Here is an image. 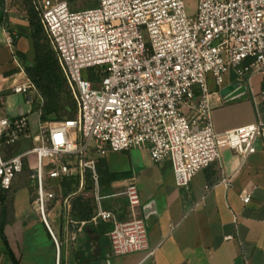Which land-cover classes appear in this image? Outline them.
<instances>
[{
  "label": "built area",
  "instance_id": "1",
  "mask_svg": "<svg viewBox=\"0 0 264 264\" xmlns=\"http://www.w3.org/2000/svg\"><path fill=\"white\" fill-rule=\"evenodd\" d=\"M34 4L77 113L41 121L40 145L7 159L0 152V185L10 189L32 154L36 202L52 232L46 213L58 196L54 182L75 176L82 189L89 173L96 185L97 215L113 224L112 254H153L134 179L107 195L125 196L130 218L121 220L101 207L105 196L99 193V159L110 151L147 148L153 161L168 159L176 184L188 187L198 172L221 159L224 149L254 153L257 139L264 138V120L216 131L207 74L221 84L230 70L239 77L252 69L264 73V0H197L194 14L185 0H98L82 10L71 9L67 0ZM7 42L13 44L9 32ZM89 69L98 76L95 82ZM25 77L11 91L43 103L36 85ZM31 135L26 116L0 117V144ZM219 183L229 187L232 178L223 175ZM71 196L64 197L69 208ZM242 199L248 203L251 194Z\"/></svg>",
  "mask_w": 264,
  "mask_h": 264
},
{
  "label": "crops",
  "instance_id": "2",
  "mask_svg": "<svg viewBox=\"0 0 264 264\" xmlns=\"http://www.w3.org/2000/svg\"><path fill=\"white\" fill-rule=\"evenodd\" d=\"M12 10L0 0V18L4 17L0 23L2 92L25 82V65L34 61L28 19L10 13ZM8 32L15 44H8ZM211 82L216 131L264 120V73L252 69L245 77H239L236 70H231L221 85ZM232 85H246L249 97L226 101L222 90ZM26 102L32 103L27 98ZM14 116L23 114L10 117ZM25 116L32 134V123ZM123 152H128V160L121 167H112L105 157L110 171L125 172L126 177L113 182L108 192L102 193L99 188L100 195L105 196L100 205L121 220L130 218L126 197L107 195L134 179L141 197L139 214L146 222L149 247L154 253L145 250L112 254L109 232L113 224L97 215L99 203L91 218L81 219L72 213L71 199V207L65 205L63 212L56 213L53 207L46 213L59 248L41 218L27 226L18 225L19 230H11L6 224L5 232L20 264H264V138L257 139L256 151L246 156L224 149L221 159L198 172L188 187L176 184L168 159L153 161L147 148ZM223 175L232 178L231 186L219 183ZM54 185L59 192V182ZM246 194H251L248 203L242 199ZM123 200L126 211L116 212L115 205Z\"/></svg>",
  "mask_w": 264,
  "mask_h": 264
},
{
  "label": "rangeland",
  "instance_id": "3",
  "mask_svg": "<svg viewBox=\"0 0 264 264\" xmlns=\"http://www.w3.org/2000/svg\"><path fill=\"white\" fill-rule=\"evenodd\" d=\"M29 1L34 4V1L38 0H4L5 4L13 9L10 13H16L19 17L27 18L26 16V9H27V2ZM71 9H87L93 8L97 5L98 0H67ZM186 7L190 14H194L196 10L197 0H185ZM145 40H148V36L144 34ZM32 41H30V44ZM231 71V70H230ZM227 74V73H226ZM224 74V77L225 75ZM215 81V78L211 73L207 74V83L208 88L211 93L210 85L213 83L211 81ZM216 83V81H215ZM217 84V83H216ZM222 84V83H221ZM217 84V85H221ZM69 85V84H68ZM70 88V86H69ZM40 95L43 97V103H40L39 100H35V102L27 103L24 94L21 93H12L11 90H4L2 92V99H0V117L6 115H27L32 123V135L30 137L22 138L15 142L11 147L10 144H3L1 155L4 158H9L11 155L19 152H23L26 150L31 149L33 146L41 144V133L39 124L41 120V112L43 105L45 103V97L42 91L38 88ZM71 91V88H70ZM73 95V94H72ZM74 98V97H73ZM75 100V99H74ZM212 100V97H211ZM5 102V104H4ZM76 102V101H75ZM77 105V104H76ZM25 114V115H24ZM17 117V116H14ZM59 118L56 116L48 118L46 121H58ZM29 122V120H28ZM128 152H112L110 151L106 157L112 167H121L126 165L128 160ZM29 159L32 161L33 156L30 154V157L26 159V163L24 166L23 171L19 172L12 185L11 194L8 195L6 201L0 203V225L1 224H9L11 226V230L17 228L19 230L20 224L27 226L32 221L36 219H42V214L39 213L38 205L36 202V189L31 178V171L33 169V164L29 163ZM35 165V163H34ZM86 182L85 186L81 189L80 185L76 184L75 190L71 192L72 195V205L73 199L76 198L78 195H82L85 198L93 199L95 205L97 206V200L95 198V183L94 181ZM58 183V181L54 182ZM91 185L88 188V185ZM100 191L108 192L109 189H105L102 187L99 181ZM58 193V192H57ZM59 194V193H58ZM58 202L55 203L51 207H54L56 213H60L64 211L65 203H64V196L59 195L57 197ZM123 199V198H122ZM116 208V212L119 211H126V204L125 200L121 201ZM43 220V219H42ZM0 264H12L10 258L5 252L4 244L0 238Z\"/></svg>",
  "mask_w": 264,
  "mask_h": 264
},
{
  "label": "trees",
  "instance_id": "4",
  "mask_svg": "<svg viewBox=\"0 0 264 264\" xmlns=\"http://www.w3.org/2000/svg\"><path fill=\"white\" fill-rule=\"evenodd\" d=\"M26 2V16L29 22L30 36L34 48V61L26 63L25 72L31 81L36 85V87L42 91L45 97V103L41 112V120L42 122H45L48 118L53 116H56L59 118V120L74 118L77 113V105L59 64L56 52L53 49L41 24L40 16L35 5L29 1ZM3 18L4 17L1 16L0 23L3 22ZM13 44H15L14 37ZM15 53L24 56L20 51H16ZM89 73V78L91 80L94 82L98 80V76L93 72L92 69H89ZM0 99H2V93L0 95ZM3 144L7 145L4 140L1 141L0 152L2 151ZM13 144H10L9 147H11ZM98 170L100 184H102V187L105 189H109L113 182L126 177L125 172L110 171L108 169L105 157L99 159ZM89 180L93 181L90 174L88 173V183H90ZM76 184H79L78 177H63L62 180L59 181L60 191L57 195H62L64 197L68 196L72 191L75 190ZM90 187L91 185L89 184L88 188ZM11 189L12 188L4 189L0 185V203L6 201L8 195L11 194ZM55 203V201L50 202L48 209H51ZM115 207H117V204ZM95 209L96 205L93 199L85 198L82 195H78L73 199L72 213H77L81 219L91 218L92 213L95 212ZM5 226L6 223L0 225V238L4 244L5 252L10 258L12 264H20L19 259L10 245L8 236L5 232Z\"/></svg>",
  "mask_w": 264,
  "mask_h": 264
},
{
  "label": "water",
  "instance_id": "5",
  "mask_svg": "<svg viewBox=\"0 0 264 264\" xmlns=\"http://www.w3.org/2000/svg\"><path fill=\"white\" fill-rule=\"evenodd\" d=\"M222 95L226 101H236L241 99H247L249 97L247 93L246 85H232L222 90Z\"/></svg>",
  "mask_w": 264,
  "mask_h": 264
}]
</instances>
